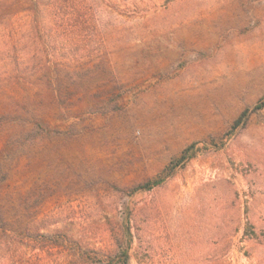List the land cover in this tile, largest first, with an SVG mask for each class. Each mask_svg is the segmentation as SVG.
I'll return each mask as SVG.
<instances>
[{
    "label": "rangeland",
    "instance_id": "rangeland-1",
    "mask_svg": "<svg viewBox=\"0 0 264 264\" xmlns=\"http://www.w3.org/2000/svg\"><path fill=\"white\" fill-rule=\"evenodd\" d=\"M38 10L0 22V110L51 130L0 126V264H264V0Z\"/></svg>",
    "mask_w": 264,
    "mask_h": 264
},
{
    "label": "trees",
    "instance_id": "trees-1",
    "mask_svg": "<svg viewBox=\"0 0 264 264\" xmlns=\"http://www.w3.org/2000/svg\"><path fill=\"white\" fill-rule=\"evenodd\" d=\"M43 2L44 0H0V22L1 20L9 21L22 13L29 16L38 15V7L41 6V3ZM32 101L33 100H30V98H24L21 100L10 99L4 103L3 108L0 110V126L4 127L20 124L26 127L27 131H25L27 135H30L35 128L40 131L39 133L42 134V136L49 135L51 130L44 117H37L32 112L25 113L27 115L26 118L22 117L20 112L24 111V106H30ZM137 189L144 188L139 187Z\"/></svg>",
    "mask_w": 264,
    "mask_h": 264
}]
</instances>
